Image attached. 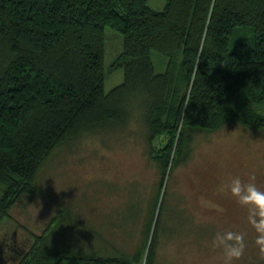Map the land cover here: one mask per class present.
I'll return each mask as SVG.
<instances>
[{
    "label": "trees",
    "instance_id": "obj_1",
    "mask_svg": "<svg viewBox=\"0 0 264 264\" xmlns=\"http://www.w3.org/2000/svg\"><path fill=\"white\" fill-rule=\"evenodd\" d=\"M150 1L0 0V226L10 208L36 196L49 157L81 137L101 135L107 145L138 123L159 177L149 204L132 201L139 217L128 222L130 239L57 243L54 219L18 264H158L172 211L165 190L194 136L227 121L264 131V0H166L162 11ZM106 28L124 44L111 66L123 69L124 82L110 92ZM152 53L167 59L164 72ZM145 208L142 239L134 242ZM111 224L119 233V223ZM126 242L131 252L118 249Z\"/></svg>",
    "mask_w": 264,
    "mask_h": 264
},
{
    "label": "rangeland",
    "instance_id": "obj_2",
    "mask_svg": "<svg viewBox=\"0 0 264 264\" xmlns=\"http://www.w3.org/2000/svg\"><path fill=\"white\" fill-rule=\"evenodd\" d=\"M165 4L166 0L148 3L158 11L164 10ZM105 33V89L110 92L124 82L123 69L111 67L124 44L113 29L106 28ZM239 42L235 37L234 48ZM152 54L156 71L164 72L167 59ZM138 130L137 123L134 133L123 140L116 139L121 136L116 134L107 145L101 135L61 145L39 170L36 196L19 201L1 223L0 264H18L54 219L57 243L76 236L80 244L96 247L103 238L111 243L126 236L130 239L128 222L139 217L132 201L145 207L155 197L159 183L158 169L148 161L144 152L147 144ZM189 153L173 170L165 190L167 208L172 211L164 220L158 264H224L222 250L213 246L212 239L227 229L246 234L247 246L238 264L263 261L264 253L255 244L256 233L248 225L245 212L220 187L232 175L245 180L254 176L264 186V131L246 130L227 121L215 133L196 134ZM143 211L140 223L133 228L134 242L142 239L140 231L148 212L147 208ZM177 217L182 218L180 225ZM112 221L119 223V233H111ZM171 229L173 232L167 233ZM134 247L126 242L118 249L131 252Z\"/></svg>",
    "mask_w": 264,
    "mask_h": 264
},
{
    "label": "clouds",
    "instance_id": "obj_3",
    "mask_svg": "<svg viewBox=\"0 0 264 264\" xmlns=\"http://www.w3.org/2000/svg\"><path fill=\"white\" fill-rule=\"evenodd\" d=\"M220 190L230 195L239 208L245 212L248 225L256 233L255 244L264 253V186L255 177L245 180L240 175H232ZM245 233L227 229L218 231L212 239L214 247L222 250L224 264H238L246 249Z\"/></svg>",
    "mask_w": 264,
    "mask_h": 264
}]
</instances>
